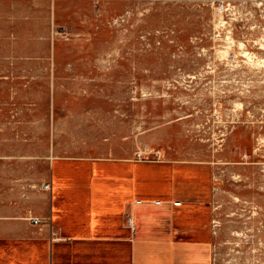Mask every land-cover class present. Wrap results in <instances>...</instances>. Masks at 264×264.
Here are the masks:
<instances>
[{
  "label": "rangeland",
  "instance_id": "374dc122",
  "mask_svg": "<svg viewBox=\"0 0 264 264\" xmlns=\"http://www.w3.org/2000/svg\"><path fill=\"white\" fill-rule=\"evenodd\" d=\"M104 161L152 168L137 199L186 186L210 207L212 264H264V0L2 7L0 206L48 218L53 167ZM96 212L54 264H130L123 206ZM40 249L0 239V264H46Z\"/></svg>",
  "mask_w": 264,
  "mask_h": 264
},
{
  "label": "crops",
  "instance_id": "0c3cea01",
  "mask_svg": "<svg viewBox=\"0 0 264 264\" xmlns=\"http://www.w3.org/2000/svg\"><path fill=\"white\" fill-rule=\"evenodd\" d=\"M60 2L0 0V18L6 3H46L54 18ZM123 165L127 164L104 161L87 169L63 167L58 162L53 167L51 188L47 193L49 217L38 216L49 222L33 225L15 217V207L11 204L1 205L0 239H31L41 248L39 254L46 264H54L55 250L72 241L76 230L94 229L98 208L106 218L123 206L131 228L130 264H212L211 208L189 199L186 186L177 188L176 199H137V191L145 185L138 183V178L154 171L151 167L147 171L128 164V171L123 172ZM177 198L183 199L180 206L174 204ZM117 219L120 221L119 216ZM54 233L59 239H53Z\"/></svg>",
  "mask_w": 264,
  "mask_h": 264
},
{
  "label": "built area",
  "instance_id": "2783aa9c",
  "mask_svg": "<svg viewBox=\"0 0 264 264\" xmlns=\"http://www.w3.org/2000/svg\"><path fill=\"white\" fill-rule=\"evenodd\" d=\"M50 188H51V185H50V184H47V185H46V189H47V190H50ZM174 204H175L176 206H180V205H181V202H180V201H176ZM27 219H28V220L31 222V224H33V225H40V224L44 223V219L41 218V217H38V216H30V217H28ZM53 239H54V240H55V239H59L55 233H54V235H53Z\"/></svg>",
  "mask_w": 264,
  "mask_h": 264
}]
</instances>
